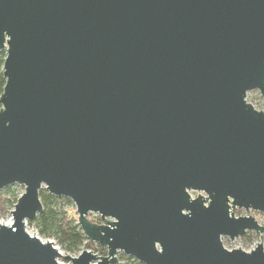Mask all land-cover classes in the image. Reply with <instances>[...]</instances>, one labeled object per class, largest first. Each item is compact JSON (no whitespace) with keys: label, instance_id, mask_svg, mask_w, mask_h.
Here are the masks:
<instances>
[{"label":"water","instance_id":"1","mask_svg":"<svg viewBox=\"0 0 264 264\" xmlns=\"http://www.w3.org/2000/svg\"><path fill=\"white\" fill-rule=\"evenodd\" d=\"M2 51L0 264H60L42 189L107 250L71 264H264L221 241L264 233V0H0Z\"/></svg>","mask_w":264,"mask_h":264},{"label":"rangeland","instance_id":"2","mask_svg":"<svg viewBox=\"0 0 264 264\" xmlns=\"http://www.w3.org/2000/svg\"><path fill=\"white\" fill-rule=\"evenodd\" d=\"M5 54V51H2L0 55ZM246 102L253 106L256 111L264 112V99L261 97L260 93L257 90L250 91L246 95ZM40 192H46L42 189ZM24 194V187L22 185H11L0 190V224H12V216L11 212L14 209V205L17 200ZM46 194H48L46 192ZM192 199L197 198L198 196L205 197L203 193L198 192H189ZM53 197V196H51ZM51 201L49 204L51 208L57 212H63L67 218L72 222V224L78 227L80 233H82L79 228L77 221L78 216L76 212L75 205L68 199L65 198H56ZM5 203H4V202ZM41 201V200H40ZM42 203V202H41ZM43 210L44 206L42 205ZM235 218L239 217H252L256 223L264 228V214L256 211H245V210H236L234 212ZM87 219L96 225H102L100 216L98 214H88ZM108 221H111L108 219ZM26 231L28 234L37 236L43 242H51L53 246L59 251L60 258L58 262L60 264H71V262L65 258H77L84 250L92 252L97 257H104L101 255L102 253L99 251V244L94 242H88L87 240L79 246L76 250H69L65 246L61 245L57 238L54 237H43L40 235L38 228L36 227L34 220L26 223ZM223 247L228 250H241L243 252H250L254 250L258 245H261L264 250V233H255V232H247L243 237H238L231 241L227 237L221 238ZM103 248V247H102ZM107 253L106 248H103ZM116 262L114 264H142L137 261L135 258L125 255L122 252H117L115 256Z\"/></svg>","mask_w":264,"mask_h":264},{"label":"trees","instance_id":"3","mask_svg":"<svg viewBox=\"0 0 264 264\" xmlns=\"http://www.w3.org/2000/svg\"><path fill=\"white\" fill-rule=\"evenodd\" d=\"M5 58V54L0 55V97L3 93L5 85V80L2 75ZM40 200L45 208L42 214L38 215L34 220L40 235L43 237L51 236L57 238L60 244L69 250H76L79 246H81L86 239L82 233L77 231L78 227L74 226L63 212H57L51 208L49 203L55 199L46 194V192H40ZM99 251L102 253L101 255L106 256V252L101 246H99Z\"/></svg>","mask_w":264,"mask_h":264},{"label":"bare ground","instance_id":"4","mask_svg":"<svg viewBox=\"0 0 264 264\" xmlns=\"http://www.w3.org/2000/svg\"><path fill=\"white\" fill-rule=\"evenodd\" d=\"M11 223H8V224H4V225H7V226H9Z\"/></svg>","mask_w":264,"mask_h":264}]
</instances>
